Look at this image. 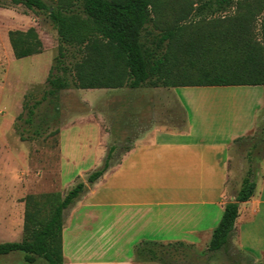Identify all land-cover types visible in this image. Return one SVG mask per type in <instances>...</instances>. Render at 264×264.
I'll return each mask as SVG.
<instances>
[{
	"label": "trees",
	"instance_id": "trees-1",
	"mask_svg": "<svg viewBox=\"0 0 264 264\" xmlns=\"http://www.w3.org/2000/svg\"><path fill=\"white\" fill-rule=\"evenodd\" d=\"M10 1L47 12L59 37L47 89L40 100L25 107L29 125L44 103L71 86L79 90L264 86V0H54L52 5L45 0ZM9 41L17 60L43 53L35 28L10 31ZM179 106L182 116L175 130L182 132L187 129V113ZM260 121L255 134L237 139L229 149L227 202L208 253L224 252L232 244L240 204L255 194V161L264 158V110L257 128ZM132 148L133 144L120 151L121 144H110L103 164L65 194L27 196L23 239L0 243V256L21 251L28 264L40 259L65 264L67 212ZM234 159L243 166L240 178L234 175ZM184 248L193 245L144 241L137 246L136 258L182 264Z\"/></svg>",
	"mask_w": 264,
	"mask_h": 264
},
{
	"label": "crops",
	"instance_id": "crops-1",
	"mask_svg": "<svg viewBox=\"0 0 264 264\" xmlns=\"http://www.w3.org/2000/svg\"><path fill=\"white\" fill-rule=\"evenodd\" d=\"M53 60L32 85L46 83ZM139 90H92L101 97H129L130 101L115 107V117L108 110L105 118L92 115L61 129L59 174L64 193L103 164L109 145L121 144L120 131L136 129L133 123L142 116L160 115L162 104L168 106L172 97L187 113V129L180 132L155 125L139 133L121 164L67 212L65 264H139L136 249L144 241L208 250L222 219L229 149L257 129L264 110V86L154 89L141 92L150 100H144L137 113L131 99L140 95ZM104 119L112 125L105 126ZM231 245L252 264L264 261V158L257 169L253 198L240 204Z\"/></svg>",
	"mask_w": 264,
	"mask_h": 264
},
{
	"label": "rangeland",
	"instance_id": "rangeland-1",
	"mask_svg": "<svg viewBox=\"0 0 264 264\" xmlns=\"http://www.w3.org/2000/svg\"><path fill=\"white\" fill-rule=\"evenodd\" d=\"M45 1L49 5L54 2ZM30 28L36 29L43 43L44 54L17 60L9 41V32L27 31ZM58 46V33L47 12L29 10L24 5L12 4L10 0H0V243L23 239L27 196L41 197L66 193L62 190L59 174L61 129L78 119H88L92 115H102L105 118L108 110L110 116L115 117V107L130 101L129 97L106 98L101 97L97 91L79 90L71 86L44 103L37 110L33 124H27L28 113L25 107H30L40 100L47 89L46 83H31L45 71L49 60L51 63L52 58L58 56ZM154 89L164 88L148 85L139 90V96L131 99L134 106H138L135 109L137 113L142 111L144 100H150L149 97H143L141 92L147 93ZM129 90L131 89L125 88L126 92ZM180 109L172 97L168 106L162 104L160 115L156 114L153 118L139 116L141 119L133 123L136 129L120 131V134H123L120 138V151L129 147L135 137L149 127L160 125L177 129L180 126L179 116H182ZM104 124L110 126L112 121L104 119ZM261 126L260 121L257 130ZM255 133L256 131L253 132ZM126 135H130L131 140L127 141ZM260 163L261 160L256 157V166ZM232 167L234 175L240 178L243 171L241 162L234 159ZM181 252L179 259L182 264H252L249 257L232 245L218 254L208 253L206 249L196 246L184 248ZM136 262L158 264L152 261L144 262L138 258ZM0 264L28 263L24 260V253L19 251L0 256ZM36 264L46 263L40 259ZM259 264H264V261Z\"/></svg>",
	"mask_w": 264,
	"mask_h": 264
}]
</instances>
